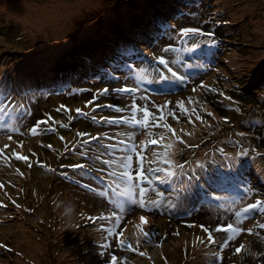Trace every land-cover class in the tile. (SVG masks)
I'll list each match as a JSON object with an SVG mask.
<instances>
[{
    "label": "trees",
    "instance_id": "1",
    "mask_svg": "<svg viewBox=\"0 0 264 264\" xmlns=\"http://www.w3.org/2000/svg\"><path fill=\"white\" fill-rule=\"evenodd\" d=\"M5 1H10L7 2L8 10L14 12L13 16H17L18 11L21 13V16L12 17V19L15 20V23H22V27L20 29L16 28L19 29V35L9 42H3L4 38L0 37V57H2L0 58V95L6 92L8 88L4 79L11 80L14 83L12 87L14 95L12 94V97L5 98L0 96V107L3 108L5 106L4 108L11 114L12 111L16 112L18 109V113L15 114L16 118H21L22 115L31 117L32 114L26 106L27 102L47 99L50 96V93L46 92L33 93L37 84L42 91L51 90L56 87H61L63 90L66 88L80 89L85 81L93 84L94 80L102 82L111 80L113 84H118L129 79L131 83L137 86L149 79L158 80L160 78L158 70H167V66L170 64L168 55L173 53L176 56L179 53L177 50L184 47L178 41H175V43L160 44L157 48L155 47L149 51L143 49L146 48L145 44L154 46L156 41L162 37V34L156 36L158 34L157 27L162 28V30L166 29L168 21L169 27L172 26L171 18L183 15L182 6L189 5L185 0L181 1L180 7L177 6V3L174 4L175 7L177 6L176 10L174 9L175 7L170 8L167 6L165 1L154 5L159 0H114L111 2L108 11L106 8H103L102 10L105 11L101 10L98 12L96 14L97 18L93 20L85 19L87 21L78 25L68 38L64 37L67 36V31L64 35H60L54 30L58 25L55 24V20L45 19L44 16H35L33 13L27 12L26 8L19 6V0ZM143 1L146 3L145 5L142 4ZM260 3H262V0H231L226 12H222L221 10L215 11L207 19L209 20V24L220 22L219 28L222 35L227 38L226 40L229 43L230 49L229 54H231L225 63V73L221 80V87L219 89L216 86L210 91L213 94L210 98L211 101L206 103L207 106L215 104L216 107V102L218 101V97L222 95L223 89L235 77V72L239 67V62L243 57L245 48L250 50L253 47L251 31L244 33L242 31L236 32L235 30L240 25L250 27L247 16H253V25V22L257 19L256 16H259L261 13L259 9L263 5ZM12 4L15 7L14 9L10 7ZM142 5H144V8L142 13H140L137 10L140 6L142 9ZM248 5H251L252 8H249ZM247 6L249 13L246 11ZM123 19L122 25L114 26L121 23ZM34 20H37L38 23L34 22ZM46 24L51 25L52 28L46 31L45 28L48 27ZM29 25L31 27L35 26L39 32L44 33L42 37L46 40L41 42L36 37L31 38L29 35L26 37L24 29L25 26L28 27ZM175 26L177 27V23H175ZM71 27H73V24L69 28ZM103 29H109L110 31L99 41L91 39ZM119 30L122 36H117ZM189 33L198 36L201 34V31H191ZM228 35L232 37H227ZM178 40L181 39L178 38ZM197 44H199V41L195 42L193 47H196ZM117 47H120L122 50L118 51ZM123 47L128 48L129 51L124 52ZM5 52H8V54L4 55ZM135 54L138 55V58L143 59V61L152 64V68L140 69L142 75L137 67L132 66L134 60H128L129 57L135 59ZM53 57L56 58L52 64L49 63L45 68L39 66L45 62L44 59ZM255 65H264V61L258 62ZM258 66L256 69L249 71V74L252 73L250 77L255 74ZM148 69L152 71V78H150V75L144 74ZM38 78H40L39 81L34 83ZM262 79L264 80V73L261 76ZM64 80H70L71 82L63 86ZM169 86H165L162 91L167 93ZM104 87L103 84L98 86L100 89ZM218 89L219 92L216 94ZM257 91L258 93L260 92V90ZM261 91H264V89ZM22 92L25 93L23 94ZM240 99L244 102L251 100L246 94H241ZM178 102L179 98H176L174 102H171L170 107L172 105L176 106ZM111 107L115 108L113 104H111ZM177 111L178 114H175V116L185 121L191 114L192 109L186 110L183 107ZM207 118L210 120L197 128V138L195 140H183L198 156L201 154L204 141L216 129L213 122L215 116L208 113ZM111 119H113L111 127L117 128L116 132L105 130V124L100 129L89 126V130L98 133L91 135L82 145H80L79 139L76 138L74 144L77 146H75V151H73L75 152V162L71 166L75 171V177L70 181L83 188H89L91 185L90 179L101 180L106 183L107 186L105 187L111 190L113 188H110V184L128 188L137 200H145V198L157 200L158 196L166 195L167 191L158 182H170L173 171L178 165L175 155L176 148H170L176 144L178 147L181 134L173 135L169 130V134H166L163 139V130H161L157 134V138L160 139L159 141L152 139L150 143H139L137 140L116 137L121 134L119 131H121L122 126L118 125L121 123V120L119 116H113ZM38 127L39 120H35L32 124H29V128L32 129ZM49 129L51 127L46 131ZM114 138L118 141L117 143L111 142L115 140ZM200 139L203 140L199 143L194 142L200 141ZM176 141L177 143L173 144ZM151 145H155L154 149L147 150ZM117 149H121L122 152H118ZM186 153L187 149H182L180 159H183ZM59 162V164L54 166V173L63 169L64 161L62 158H60ZM188 169L185 166L183 171ZM72 190H78V188L75 187ZM64 191L62 190V193ZM17 198H20V196H17ZM9 210L12 213L10 216L3 218V223H5L6 219L10 220L11 218L20 217L14 209L9 208ZM18 211L22 212V208L19 205H17ZM74 215H77V213H73L71 220H73ZM147 220L150 221L149 227L152 229L160 230L161 228H166L171 232L170 236L174 237V221L168 223L160 216H150L147 217ZM38 221L37 230H41V226L45 224V221L50 227H55V229L62 228L56 226V219L50 218V223L47 219L38 218ZM130 223L133 225L134 221ZM27 229L31 231L32 228L28 226ZM8 247L7 243L0 241V253L8 252Z\"/></svg>",
    "mask_w": 264,
    "mask_h": 264
},
{
    "label": "rangeland",
    "instance_id": "2",
    "mask_svg": "<svg viewBox=\"0 0 264 264\" xmlns=\"http://www.w3.org/2000/svg\"><path fill=\"white\" fill-rule=\"evenodd\" d=\"M113 1L114 0H106V3L110 5ZM163 1H165L170 8H174V4L176 3L177 6L180 7L182 0H159V2L154 5H158ZM5 2H1L0 0V37L4 38L3 42H9L19 35L18 32L22 27V23H15V20L8 15V3L6 4ZM230 2L231 0H216V3H219L225 11L229 8ZM262 2L264 3V0H262ZM34 3H36L34 10H37L38 16H51L52 13L46 10H53V14L56 15L58 11L64 8L79 6L77 0H36ZM37 3L42 4L39 6ZM142 4H144V1ZM177 6L174 8L175 10ZM248 6L252 8L251 5ZM248 6L246 8L247 13H249ZM102 9L103 7L101 5L85 7L83 9L85 11L83 14L87 16H96ZM108 9L109 7L107 11ZM259 10H261V13L259 16H256L257 20L253 22V25V16H247V20L250 24L249 31L253 32V47L250 50H246L247 56L241 60L240 74L244 72L249 73L256 63L264 61V37H259V26H256V22H260L263 19V6ZM186 11L187 7H185V12ZM81 13L78 16L72 15L75 16L72 18L71 22L73 27L67 30V36L64 37L68 38L78 25L87 21L84 16H80ZM197 13L201 15L200 8L197 9L196 7L193 13H187L185 22L190 25L191 19L193 20V18L189 16H197ZM208 13L209 12L206 13L207 16ZM17 16H21L19 11L17 12ZM227 16H229V14H227ZM123 22L124 19L121 23L117 24V26L122 25ZM55 24H58V22ZM46 25L48 26L45 28L46 31L52 28L51 25ZM33 27L30 25L28 27L25 26L24 33L26 37L29 35L31 38L36 37L38 41H45L46 39L42 37L44 33L39 32V30H37L38 28L35 27V29ZM109 31V29H103L91 39L99 41ZM117 36H122L120 30ZM6 54H8V52L4 53V55ZM44 61L45 62L39 66L43 67L45 64H52L54 59L46 58ZM173 65L175 67V63H173ZM216 71L217 69L215 67L211 68L206 74H203L202 80L207 79L216 73ZM180 78L182 79L181 76ZM248 80L243 83H247ZM261 81H263V79ZM140 92L141 95L133 94L130 95L128 99L123 95L120 96L122 100L119 101V109L116 111L124 112L129 110V108L131 110V113L129 111L123 113L125 123L121 125V137L129 140H137L139 143H150L152 139L154 141L160 140L157 138L159 131L163 130L162 138L164 139L166 134H169L170 130L173 135L181 134V137H179L182 141L185 139L192 140L197 138L196 130L198 128V116L196 115V110L183 121L178 116H175L174 108L173 111H171L170 107H162V104L166 105V100L169 96L164 95L160 98L158 95H149L150 93L148 90H141ZM79 94L81 96H86L89 92L79 90ZM180 95L181 94L173 96L177 99L179 98L181 101L185 100V98H180ZM134 98H137V100ZM53 100L55 104L60 105L61 113L64 114L67 120L66 126H60L59 123L56 122V114H53L50 120L46 117L48 121L39 122V127L37 129L28 127L25 133L21 132V125L18 120L12 121L9 124L12 128L17 129L19 136L27 137L30 140L34 138L36 144L38 143V146H42V148L44 145H47L55 147V149L52 150L50 154L43 155L42 151L37 153L38 150L34 148L29 154L23 144L20 143V140L17 141L14 139L5 141L7 154L0 155V203L6 206L5 208H0V218L3 219L10 216L12 212L9 208L13 209L15 207L14 210L17 215L20 216L18 218H11L13 220L6 219L2 226L4 227L8 224L12 225L14 224L13 222H15L23 223V228H27L28 226L31 227L33 238L38 242H40L39 240L44 242L42 246L43 254L40 252L41 257L39 258L37 255L29 254L30 252L25 249V245L20 243L17 239V235L10 234L6 236L0 233V241L7 243L11 249L10 253H0L1 264H38L41 259L46 264H203L201 257L190 256L188 253L190 248V240L188 238L190 230H188V226L183 228L185 229L183 234L174 237L170 236L169 232L166 234V228H161L153 238L151 236L152 228L149 227L150 221L147 220V215L140 214L138 217L133 216V218L136 219L135 223L132 225L126 216L136 209V204H131L128 200L121 199V190H114L112 193L103 190L106 183L101 180L95 179L90 181L91 185L84 190L81 197L76 196L79 192L72 190L70 185L65 183L62 186L58 185L55 191V200L56 205L61 211L62 217L58 218L59 222L56 226H61L62 228L55 229V227H50L45 221V224L41 226V230H37L36 227L39 223L38 218L46 220L55 213L52 211V207L48 201V192L54 189L52 188V182L55 180V176L39 169L37 167L38 160L56 163L55 160L58 158V141L59 145L63 143L59 137L60 134L65 136L73 134L74 137L83 143L88 140L91 135L98 133L89 130L91 122L88 121V119L79 116L77 113L71 118L69 114L74 110V106H83L85 104L84 99H75L70 96V93H63V95L56 96ZM133 102L136 106L141 107L143 105L146 111L144 117L141 119V124L137 126L132 125L138 122V120L134 118L133 112L135 110L131 105ZM157 102L160 103H158V107L155 108L153 104L155 103L156 105ZM53 104L54 103H52V105ZM68 104L70 105L67 106ZM26 106L33 114L39 111L38 101L35 103L27 102ZM84 109H86V106H84ZM86 111H88V108ZM46 112L49 113V110ZM142 113L143 112L140 111V114ZM79 119H81V121ZM50 127L53 128L51 133L53 135L56 133L58 140L52 138L47 142H41L39 137H41L42 131L47 132L46 130ZM104 127L111 128V125L106 124ZM257 128V125H251V129L257 130ZM70 138L72 139V136H70ZM257 138L258 137H256V139ZM111 142L117 143L118 141L115 139ZM71 143H73V141ZM154 147L155 145H151L147 150H152ZM254 147L255 146H253V148ZM117 151L120 153L122 152L121 149H117ZM16 156L20 157L21 160L19 162L15 160ZM18 171L20 176L15 174L18 173ZM37 176H48L49 180L41 182L42 178H38ZM66 176V174H63V178ZM99 186L101 187L99 188ZM62 190L66 191L62 193ZM34 191H36V194ZM57 192L59 193L57 194ZM70 193L75 194L74 197L70 200H66V196ZM125 193L129 194L128 188L125 189ZM17 196H20V198H17ZM17 205L22 208V212H17ZM47 205L51 208V211L47 208L48 211L45 213L46 217H44L40 214V211H43ZM66 210H72L73 213H77V215H74L73 221L68 224L67 219L71 218H64L63 213ZM200 212L201 211L198 210L195 213L200 214ZM24 220H27L26 225L23 222ZM48 222L50 223V221ZM89 225L93 226L87 227ZM209 226L211 230L210 241L213 244L216 237H218L215 231V220L213 218L210 220ZM173 230L177 232L181 229L173 228ZM168 241H173L178 244V251L175 255L166 249V243ZM244 261V258L237 256L226 264H243Z\"/></svg>",
    "mask_w": 264,
    "mask_h": 264
},
{
    "label": "bare ground",
    "instance_id": "3",
    "mask_svg": "<svg viewBox=\"0 0 264 264\" xmlns=\"http://www.w3.org/2000/svg\"><path fill=\"white\" fill-rule=\"evenodd\" d=\"M185 1L189 4V6H191L190 3L187 0H185ZM1 2H3V0H1ZM4 2H5V0H4ZM77 3L79 5L78 7L64 8L63 10L58 11L56 15L53 14L54 13L53 10H46V11H50L52 14H51V16H44L45 19H52V20H55L56 22H58V25H57V27L54 30L57 33H59L60 35H64L66 33V31L68 30V28L71 26L72 18L75 17V16H72V15L78 16L82 12L80 16H84V18L88 19V20H93L94 18L98 17V16H87L86 14H83L85 12L83 10L85 7H93V6L101 5L104 9L105 8L107 9L110 6V5H108L105 2V0H77ZM41 4L42 3H39V4L37 3V5H39V6ZM260 4H262L263 8H264V3L262 2ZM144 5H145V3H144ZM144 5H142V9H141V6H140L137 11L142 13ZM19 6L23 7V8H26V9H30V8H35L36 7V5L33 2V0H19ZM195 7L196 6H194L193 8H195ZM33 11H34L35 16H38L37 10L33 9ZM8 14L11 15L12 17H14V18L17 17V16H13L14 12H12V11H8ZM31 16H33V15H31ZM34 22L38 23L37 20H34ZM256 26H259V29H258L259 37H261V38L264 37V16H263L262 21L256 22ZM46 66L47 65H43L44 68ZM263 73H264V68H263L262 74ZM41 75H42V73L40 74V77H41ZM39 79L40 78H38V80L34 81V83H37L39 81ZM7 94L10 97L13 96L12 92H11V87L7 88ZM1 119L2 118L0 117V120ZM5 143H6L5 140H3V141L0 142V145H4ZM224 174H226V173H224ZM38 178H42L41 182L49 180L48 176H40ZM234 181L237 182V183L240 182L237 179H234ZM34 193L36 194V191H34ZM58 193L59 192H57V194ZM74 195L75 194H71V193L68 194L66 196V200L72 199L74 197ZM53 206L54 205H51V207H53ZM47 208L51 211V208L48 205L43 209V211H40V214H42L44 217H46L45 213H47V211H48ZM50 217L52 219H57L59 216L53 217V215H51ZM23 222L26 225L27 220H24ZM13 223L14 224H12V225L8 224V225H6L4 227L1 226L0 227V233L5 234L6 236H9L10 234L17 235L18 236L17 239L20 241V243L25 245V247H26L25 249L28 250V252H30L29 254L37 255L38 258L41 257L40 252H42V246H43L44 242L41 241V240H39L40 242L36 241L33 238V233L29 229L22 227L23 223H15V222H13ZM56 233H57V231H56ZM25 237H26V239H25ZM166 249H168L172 254L175 255L177 253V251H178V244L176 242H173V241H168L166 243ZM42 254H43V252H42ZM38 264H46V263L41 259V260H39Z\"/></svg>",
    "mask_w": 264,
    "mask_h": 264
},
{
    "label": "clouds",
    "instance_id": "4",
    "mask_svg": "<svg viewBox=\"0 0 264 264\" xmlns=\"http://www.w3.org/2000/svg\"><path fill=\"white\" fill-rule=\"evenodd\" d=\"M251 36H253V32H252V31H251ZM257 66H258V65H255V66H254L252 69H255V68H257ZM262 66H263V65H259V66H258V69H257V71H258V70H259V68H261Z\"/></svg>",
    "mask_w": 264,
    "mask_h": 264
}]
</instances>
